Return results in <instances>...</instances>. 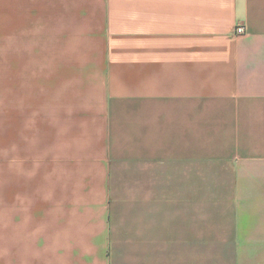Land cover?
Returning <instances> with one entry per match:
<instances>
[{
  "label": "crops",
  "instance_id": "obj_1",
  "mask_svg": "<svg viewBox=\"0 0 264 264\" xmlns=\"http://www.w3.org/2000/svg\"><path fill=\"white\" fill-rule=\"evenodd\" d=\"M0 264H264V0H0Z\"/></svg>",
  "mask_w": 264,
  "mask_h": 264
},
{
  "label": "built area",
  "instance_id": "obj_2",
  "mask_svg": "<svg viewBox=\"0 0 264 264\" xmlns=\"http://www.w3.org/2000/svg\"><path fill=\"white\" fill-rule=\"evenodd\" d=\"M247 31L244 25H237L234 30V34L238 37L246 35Z\"/></svg>",
  "mask_w": 264,
  "mask_h": 264
}]
</instances>
